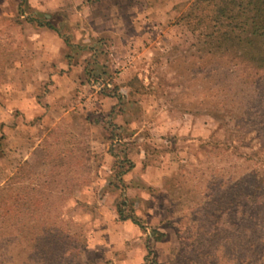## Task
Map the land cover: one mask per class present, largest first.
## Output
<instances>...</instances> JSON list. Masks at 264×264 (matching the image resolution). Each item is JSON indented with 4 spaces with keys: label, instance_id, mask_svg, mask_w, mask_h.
<instances>
[{
    "label": "rangeland",
    "instance_id": "374dc122",
    "mask_svg": "<svg viewBox=\"0 0 264 264\" xmlns=\"http://www.w3.org/2000/svg\"><path fill=\"white\" fill-rule=\"evenodd\" d=\"M19 3L0 0V137L4 136L0 187L21 171L25 182L40 183L43 189L54 181L64 195L71 194L62 206L75 222L86 226L87 249L82 252V243L74 241L80 258L74 256L65 264H116L122 258L117 249L122 235L126 240L132 234L127 226L112 228L119 194L109 186L115 162H104L101 153L93 155L92 139L126 154L137 166L124 178L126 194L136 201V213L145 226L139 239L125 243L139 255L138 264H151L153 259L159 264H264V244L259 245L264 242L263 231L248 236L252 223L247 211L236 212L232 205L236 201L232 182L242 171L235 166L242 163H236L223 143L228 132L218 120L225 116L227 130H234L236 122L229 120L228 113L240 96L247 100L248 94L236 90L243 86L227 67L218 68L212 57L194 56L196 38L178 21L189 0L122 1L126 14L134 12L140 32L120 45L119 61L118 52L110 49L114 39L109 37L101 51L90 54L84 49L86 43H73L72 27H58L71 46V61L87 64L86 76L92 77L93 87L88 84L82 94L73 96L75 110H83L82 116L47 125L46 130L42 117L43 108L50 107L44 101L50 81L41 77L47 57L40 46L45 37L41 30L48 28L27 23L25 17L47 19L30 0L22 15ZM46 11L53 13L51 8ZM53 22L56 28L57 21ZM94 54L101 64L109 63V70L92 67ZM134 78L133 86H124ZM108 82L118 85L125 99L120 103L117 96L110 97L115 105L103 107ZM83 118L99 125L100 132L82 126ZM145 156L150 166L143 168ZM181 217L185 230L177 234ZM70 228L78 237L79 228ZM154 229L165 232V237L150 252ZM33 248L29 240L21 248L13 243L9 249L13 264H18L20 254L21 263L35 264Z\"/></svg>",
    "mask_w": 264,
    "mask_h": 264
},
{
    "label": "trees",
    "instance_id": "16d2710c",
    "mask_svg": "<svg viewBox=\"0 0 264 264\" xmlns=\"http://www.w3.org/2000/svg\"><path fill=\"white\" fill-rule=\"evenodd\" d=\"M25 2L20 0L19 3L22 15ZM25 21L55 29L48 20L42 22L26 16ZM178 21L184 23L196 38L192 45L194 56H209L218 61V68L227 67L226 71L243 86L241 89L236 86V90L243 96L248 94V99L244 100L238 92L240 100L228 113L229 120L236 122L234 130H227L223 123L225 116L223 119L218 117V120L228 132L223 143L237 159L236 163H242L235 166L242 171L232 182V197H236L232 205L236 212L247 211V219L252 223L247 235L252 238L257 230L264 233V0H189ZM134 81L135 78L125 85L133 86ZM104 89L108 90L107 95L120 98V103L125 99L119 86L113 82L106 83ZM3 139L1 136L0 151ZM110 152L115 157V171L109 186L119 190L115 201L116 219L132 220L145 229L136 213V201L126 194L128 185L124 175L133 169L134 163L126 154L121 156L114 150ZM56 184L51 181L42 189L40 183L25 182L18 171L0 187V264H13L14 257L9 256L10 246L15 243L21 248L28 240L34 244L35 264H65L74 256L80 258L79 250L75 249L77 246L72 245L76 240L82 243V252H86V226L75 222L65 212L62 202L71 194L64 195ZM179 220L177 234L185 230L184 218ZM70 225L79 228L78 237ZM164 237L165 232L159 229H154L149 236L153 241ZM262 244L264 242L259 245ZM249 247L255 250L256 244L251 243ZM252 255L256 254L253 252ZM20 257L21 254L16 256L17 262L23 264ZM150 263L159 264L155 259Z\"/></svg>",
    "mask_w": 264,
    "mask_h": 264
},
{
    "label": "crops",
    "instance_id": "0c3cea01",
    "mask_svg": "<svg viewBox=\"0 0 264 264\" xmlns=\"http://www.w3.org/2000/svg\"><path fill=\"white\" fill-rule=\"evenodd\" d=\"M122 1L124 0H30L31 5L36 7V12L43 13V16L48 21H51L52 24H54L53 21H57L58 24L55 29L48 28L41 30L42 36L45 37L42 41L44 45L40 46V49L47 57L46 66H44L45 71L42 73L41 77L42 79H48L50 81V85L48 86L49 91L44 97L46 106L50 104L48 109L43 108L44 114L42 117V124L46 126L45 130L48 128L47 125H57L61 121H69L73 115L82 116L84 113L83 110L80 112L79 110H75L78 106L74 105L75 101L73 100V96L78 93L82 94V88L88 84L93 87V84H91L93 82L92 77L88 74L86 76L87 64H84L83 61H77L76 63L71 61L73 60L71 56L74 54L68 52L70 45L68 46V44L65 43L57 28L60 26L72 27L74 30L73 36L76 38V41L73 43H86L84 44V49L91 52L90 54L101 51L103 49L102 47L106 46L105 42L108 41L109 37L114 39V42L110 43V49L112 51L115 49L114 51L119 53H117L115 57L119 61L120 45L124 44L125 41L128 42L130 37L138 35L140 32V27L138 26L135 15H133L134 12L130 11L126 14L120 7ZM50 8L53 10L52 14L46 11ZM26 15L28 14H25V16ZM69 33L70 32H68V34ZM105 37L107 40L103 39ZM77 39H80L81 41H78ZM100 62L101 60L99 56L97 58L94 54L92 67L96 68L99 66L104 72L109 70L107 67V65H109L108 62H102V64ZM86 79L90 80V82L85 83L87 82ZM124 86L127 87V85ZM120 88L122 89V85H120ZM106 96V99L103 100L105 104L103 107H107L109 103L111 106L115 105V103L110 102L111 100H108L110 97L115 96ZM115 98L120 100L118 97ZM34 105L35 107H38L37 102ZM29 113L32 112L28 111L27 114ZM112 114L113 112L111 111L110 115ZM82 126L91 129V131H96L97 133L100 132L99 125L97 126L96 124L94 126L85 119ZM48 130H50V128ZM48 130L40 138L38 144L44 137H46ZM90 144L92 149H96V151L93 152V155H95V153H101L104 162H115V157L110 152L107 143L102 140L92 139ZM74 150L76 151L75 147ZM74 154H76V152ZM93 157L94 156H92V158ZM69 158L71 159V157ZM87 160L89 161L90 157L87 158ZM145 160L146 156L141 161L143 168L150 166L145 165ZM135 169H137L136 164L132 170ZM130 187L131 186H129V188ZM76 200L78 199H75V201ZM88 205L89 204H87V206ZM113 210L112 228L120 229L123 228V226H127L131 230V232L128 233H132L128 234L130 236L125 238L126 240L123 239L124 235H122V242L120 243L119 248H117L119 251H122V258H120L116 264H138L140 262L138 260L139 255L137 256L133 251L130 249L128 250L125 247V243L130 239H139L137 237H139L138 235H140V229L142 230V228L132 220H117L116 209L113 208ZM161 241L162 240L153 241V243L150 244L151 248L148 246L149 249H156V244ZM140 253V257L141 255L144 257L145 251L142 250ZM154 253L156 255V252Z\"/></svg>",
    "mask_w": 264,
    "mask_h": 264
}]
</instances>
